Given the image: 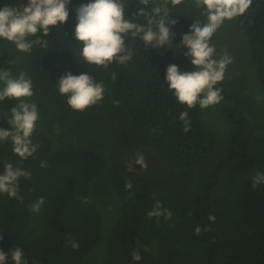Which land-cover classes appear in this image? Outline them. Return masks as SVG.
<instances>
[{
    "label": "trees",
    "instance_id": "1",
    "mask_svg": "<svg viewBox=\"0 0 264 264\" xmlns=\"http://www.w3.org/2000/svg\"><path fill=\"white\" fill-rule=\"evenodd\" d=\"M89 2L71 0L67 22L29 37V52L0 38V70L32 81L33 95L22 99L39 112L32 156L20 158L11 141L0 142V174L5 162L30 174L19 179L17 197L0 193L6 264H15L17 246L24 264H264V183L253 187V177L264 173V0H252L212 37L213 58L232 62L215 85L223 99L207 108L180 104L166 81L170 65L199 70L182 45L193 23H207L197 0H124L125 18L145 28L140 9L158 21L153 9L167 7L177 20L174 35L153 47L158 41L146 44L143 33L130 31L124 41L131 59L106 67L84 61L83 43L73 36L76 9ZM21 3L29 0H0V10ZM151 27L158 32L156 23ZM69 72L102 83L103 98L74 110L58 87ZM18 103L0 102V129L14 130L9 119ZM134 158L159 169H136ZM157 201L171 218L148 216Z\"/></svg>",
    "mask_w": 264,
    "mask_h": 264
},
{
    "label": "clouds",
    "instance_id": "2",
    "mask_svg": "<svg viewBox=\"0 0 264 264\" xmlns=\"http://www.w3.org/2000/svg\"><path fill=\"white\" fill-rule=\"evenodd\" d=\"M149 0H142L147 5ZM71 0H29L27 6L19 4L17 7L5 6L0 10V38L12 42L22 52H29L33 42L29 39L38 32L47 35L50 26H56L67 22L69 18L68 5ZM173 6L182 3V0H171ZM198 5L203 6L207 16L206 24L193 23L189 33L182 38L183 48L188 49L186 56L191 57V63L199 70L181 72L177 65H170L166 70V81L170 91L180 104L189 108L199 103L200 107L218 104L222 99L221 89L215 85L222 81L226 67L232 62L225 55L220 60L214 59L215 46L211 44L212 37L222 26L225 20H231L243 16L251 7L252 0H197ZM126 5L124 0H91L76 9L77 24L73 34L77 41L83 43L81 56L88 64L107 66L114 60L124 63L131 59V53L125 47L124 35L128 32L143 33L142 39L153 47H163L170 37H173L172 26L177 20L168 17L167 7L157 6L153 9L154 16H159L155 21L142 8L137 15L145 16L148 27L134 23L125 17ZM163 12V15L161 13ZM156 23L158 32L153 31L151 25ZM41 43L39 39L35 41ZM126 53V54H125ZM0 102L6 98H15L18 105L11 109L9 124L13 131L0 129V142L11 141L12 152L20 158L26 159L32 156L39 145H34L31 137L39 118L38 106L35 103L25 102L22 98L31 97L32 81L26 78L24 73L13 77L11 71L0 70ZM59 92L68 97L67 103L78 111H84L103 98L104 85L97 83L87 73L73 75L66 73L60 78ZM187 113L181 114V119L186 120ZM187 131V129H185ZM46 162H41V167H46ZM5 171L0 174V193H7L10 197H17L19 191V179L27 178L30 174L20 167H14L11 162H5ZM264 183V173L258 172L253 177V187ZM131 184H126L130 189ZM44 203L41 198L32 206V211L38 212ZM171 218V212L163 209L157 201L149 217L165 215ZM214 221V216H209ZM199 235L201 229L195 230ZM3 237L0 236V240ZM72 247L78 248L76 242ZM8 254L0 250V264H6ZM24 253L20 247H15L11 252V259L15 264H24ZM133 259L140 261L138 252L133 253Z\"/></svg>",
    "mask_w": 264,
    "mask_h": 264
},
{
    "label": "flooded vegetation",
    "instance_id": "3",
    "mask_svg": "<svg viewBox=\"0 0 264 264\" xmlns=\"http://www.w3.org/2000/svg\"><path fill=\"white\" fill-rule=\"evenodd\" d=\"M136 159V158H134ZM138 162V163H136ZM133 167L134 168H139L140 170L142 169H147V168H155V169H159L158 167H156L157 163H152L150 160H140V159H136L135 161H132ZM132 169L129 168L128 171L130 172Z\"/></svg>",
    "mask_w": 264,
    "mask_h": 264
},
{
    "label": "water",
    "instance_id": "4",
    "mask_svg": "<svg viewBox=\"0 0 264 264\" xmlns=\"http://www.w3.org/2000/svg\"><path fill=\"white\" fill-rule=\"evenodd\" d=\"M136 163H138V162H136Z\"/></svg>",
    "mask_w": 264,
    "mask_h": 264
}]
</instances>
